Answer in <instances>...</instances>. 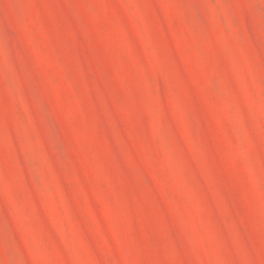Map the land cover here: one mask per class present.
Here are the masks:
<instances>
[{
    "label": "rangeland",
    "instance_id": "1",
    "mask_svg": "<svg viewBox=\"0 0 264 264\" xmlns=\"http://www.w3.org/2000/svg\"><path fill=\"white\" fill-rule=\"evenodd\" d=\"M0 264H264V0H0Z\"/></svg>",
    "mask_w": 264,
    "mask_h": 264
}]
</instances>
